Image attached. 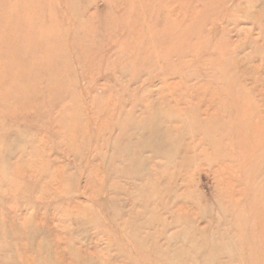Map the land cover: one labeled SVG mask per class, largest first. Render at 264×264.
<instances>
[{"label":"rangeland","instance_id":"374dc122","mask_svg":"<svg viewBox=\"0 0 264 264\" xmlns=\"http://www.w3.org/2000/svg\"><path fill=\"white\" fill-rule=\"evenodd\" d=\"M0 264H264V0H0Z\"/></svg>","mask_w":264,"mask_h":264}]
</instances>
